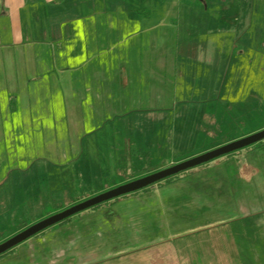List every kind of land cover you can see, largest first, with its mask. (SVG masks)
<instances>
[{
    "label": "crops",
    "instance_id": "obj_1",
    "mask_svg": "<svg viewBox=\"0 0 264 264\" xmlns=\"http://www.w3.org/2000/svg\"><path fill=\"white\" fill-rule=\"evenodd\" d=\"M128 1L93 9L82 0H0L2 150L14 142L17 128L32 127V137L40 139L54 131L67 143L66 153L59 150L65 158H82L83 165L91 161L93 170L87 166L78 174L94 175L100 170L95 160L113 157L97 152V133L102 123L111 122L112 112L152 111L143 121L158 125L166 110L192 103L195 73L204 76L196 58L210 34L198 37L190 30L212 24L210 8L180 6V0ZM200 86L205 92L206 83ZM141 105L145 109L137 108ZM208 123L214 135L207 144L199 143V136L171 140L164 150L169 162L157 169L237 138H212L222 126ZM202 125L172 121L173 128ZM158 139L144 131L120 139L124 151L115 159L124 173L115 176L122 179L96 193L133 180L122 163L125 150L134 147L147 155L157 148L159 154V145L148 144ZM42 149L58 157L50 145ZM261 149L216 159L71 216L11 250L3 264H264ZM39 250L48 263L38 257ZM27 252L25 263L21 257Z\"/></svg>",
    "mask_w": 264,
    "mask_h": 264
},
{
    "label": "rangeland",
    "instance_id": "obj_2",
    "mask_svg": "<svg viewBox=\"0 0 264 264\" xmlns=\"http://www.w3.org/2000/svg\"><path fill=\"white\" fill-rule=\"evenodd\" d=\"M195 1L180 0V6H186L183 3L191 2L204 8L202 4ZM82 3L85 7L97 9L106 5H129L130 2L128 0H82ZM204 3L210 8L207 17L212 24L208 23L206 28L199 25L198 31L191 28L190 32L197 33L198 37L203 33L206 36L210 34V43L208 41L201 43L199 55L196 58L201 60L199 68L200 66L204 68V76L199 71L195 73L193 78L194 93L190 100L192 103H186L187 105H182L177 110H166L164 119L162 121L160 119L158 125L150 122L147 126L143 121L145 115L152 111L129 113L117 110L112 112L111 122L102 123L97 133L101 141L97 152L103 154L108 151L112 153L113 157L110 156L108 161L103 158L95 160V168L98 167L100 170L97 172L95 170L94 175L78 174V170H83L87 166L90 168L89 171H92L91 161L83 165L82 158H65L59 150L66 153L67 143L54 131L44 134L47 138L41 137L47 143H39L38 136L32 137V127H20L15 130L14 142H6L4 144L6 148L3 150L0 148V243L37 221L66 209L69 207L66 205L70 203L73 205L75 201L81 202L101 193H96L97 189L108 183L112 185L114 179L118 182L121 176H115V174L120 175L124 171L116 164L118 162L115 159L116 152L124 151L120 139L126 138L127 134H132L133 137L134 134L139 135L144 131L149 136L159 137L158 143H148L151 147L159 145V154L157 148L147 152V155L137 152L134 147L125 150L126 159L122 163L127 164L125 168L130 175L128 177H134V180L168 167L157 169L169 162L168 153L165 151L171 140L188 141L192 140L194 136H199V143L207 144L210 141L209 136L214 135L209 130V121H214L222 126L221 134L212 138L221 136L218 139H225L237 136L231 141L264 129V0H204ZM217 20L219 23L215 24ZM180 33L186 34V30H181ZM203 53L204 55H201ZM170 66L171 63L168 61L166 75L171 73V71L169 72ZM201 83H206L205 92H200L198 89L202 87ZM182 98L181 95L179 100ZM137 108L145 109V106L141 105ZM173 120H194L195 122L200 120L203 125L199 128L196 126L195 128L183 126L173 128ZM32 139L36 142L33 153ZM162 141L165 143L162 144ZM258 143L250 146H257L260 144ZM263 144L261 143L256 148H262L261 150L264 151ZM49 145L58 153V157L55 156V153L40 152L43 151L42 147ZM198 145L200 146V144ZM70 146L72 150L74 144L71 143ZM245 148L242 149L245 150ZM261 150L258 152L261 153ZM222 157L226 156L216 159ZM122 177L127 178L126 175H122ZM114 187L116 186H112V188ZM109 201L102 202L99 206L101 207ZM81 212L83 211L79 213ZM55 226H58V223L45 230ZM11 252L0 255L1 264L9 259ZM28 253H24L21 257L25 263ZM38 257L45 260L42 250H39ZM48 261L45 260V263Z\"/></svg>",
    "mask_w": 264,
    "mask_h": 264
},
{
    "label": "water",
    "instance_id": "obj_3",
    "mask_svg": "<svg viewBox=\"0 0 264 264\" xmlns=\"http://www.w3.org/2000/svg\"><path fill=\"white\" fill-rule=\"evenodd\" d=\"M264 140V129L247 135L245 137L236 139L226 144H222L216 148H213L207 152L201 153L197 156L187 158L185 160L174 163L166 168L150 173L143 177L130 180L126 183L118 185L114 188L103 191L93 197H90L84 201L77 202L66 209L59 211L53 215H50L36 223L28 226L12 237L6 239L0 243V255L14 248L16 245L24 242L28 238L38 234L39 232L47 229L48 227L61 222L62 220L71 217L72 215L84 211L85 209L94 207L102 202L109 201L140 189H144L156 182H159L165 178L176 175L180 172L209 162L218 157L224 156L231 152L240 150L257 142Z\"/></svg>",
    "mask_w": 264,
    "mask_h": 264
},
{
    "label": "trees",
    "instance_id": "obj_4",
    "mask_svg": "<svg viewBox=\"0 0 264 264\" xmlns=\"http://www.w3.org/2000/svg\"><path fill=\"white\" fill-rule=\"evenodd\" d=\"M59 1H61V0H59ZM196 3H199V4H202V6L205 8V7H207L206 5H205V3H204V0H196L195 1ZM260 143V144H259ZM258 144L259 145H261V143H264V141H260ZM259 145H257V146H259ZM257 146H255V145H253V146H248V147H246L245 149H254V148H256ZM242 150H244V149H242ZM241 149L240 150H237V151H234V152H231V153H229V154H226L225 156L227 157V156H231V155H233V154H236V153H238V152H240V151H242ZM186 171H188V170H186ZM185 172V171H184ZM178 174H176V175H173V176H171V177H168V178H165V179H163V180H161V181H159V182H156V183H154V184H158V183H161V182H163V181H167V180H169V179H171L172 177H174V176H177ZM151 186V185H150ZM149 187V186H148ZM148 187H146V188H148ZM145 189V188H144ZM116 199V198H115ZM113 200V199H112ZM73 203H75V202H73ZM77 203V202H76ZM100 204H98V205H96V206H94V207H91V208H95V207H97V206H99ZM70 218V217H69ZM69 218H66V219H64V220H62L61 222H59L58 224H61V223H64L66 220H68ZM40 233V232H39ZM37 235V234H36ZM35 236V235H34ZM13 249V248H12ZM12 249H10V250H8L7 252H10ZM7 252H5V253H7ZM5 253H3V254H5ZM2 255V254H1Z\"/></svg>",
    "mask_w": 264,
    "mask_h": 264
}]
</instances>
